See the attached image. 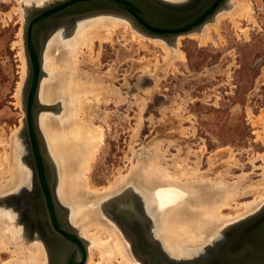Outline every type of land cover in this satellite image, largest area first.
<instances>
[{
  "label": "rangeland",
  "instance_id": "1",
  "mask_svg": "<svg viewBox=\"0 0 264 264\" xmlns=\"http://www.w3.org/2000/svg\"><path fill=\"white\" fill-rule=\"evenodd\" d=\"M57 1L62 0H46L42 4L27 6L23 0H0V138L10 142L12 135L19 130L23 164L31 173L28 182L18 192L8 196L3 205L14 209L19 214L22 228L44 244L49 264H53L47 243L48 234L52 230L48 220L42 215V208L34 201L39 197L40 191L26 132L25 93L30 77V64L25 32L32 10L52 6ZM198 1L164 3L179 8L177 11H189L188 7L193 9ZM245 2L252 7L253 21L244 17L240 20V30L230 20L222 21L220 34L212 31L214 42L207 45L201 46L200 41L190 38L191 34L201 33L209 24L214 23L216 16L230 10L233 0H227L214 18L200 29L181 35V50L186 60L176 61L172 66L164 65V50L154 45L150 38H161L168 41L169 45L176 38L146 34L134 20L124 15L99 13L132 21V28L145 35L146 40L139 44L132 38L130 31L125 33L120 29L115 34L113 44H103L99 58L97 55L100 45L99 41L95 42L94 62L88 60L87 54L82 58L83 72L92 75L104 87L98 96L99 102L93 101L92 107L88 109L92 113L94 125L104 131V143L90 172V180L95 187L103 188L115 181L119 174H128L132 164H136L137 156L145 158L146 155L154 154L153 147L158 144L164 155L165 165L173 173L178 174L174 168V159L178 158V164H182L184 168L199 169L212 179L222 175L233 183L244 176V183L260 182L262 188L259 193L264 192V161L259 157L264 154V127L261 124L252 125L253 120L249 118L253 116L254 120H258L260 116L261 121V117H264V0ZM20 9L24 15L23 22ZM90 16L94 15L54 23L52 31L44 33L42 67L43 52L48 42L56 34L71 30L79 21ZM245 30L248 32L247 37ZM22 53L26 67L24 78ZM156 60L160 63L158 69ZM44 72L42 68V77L45 76ZM20 84L21 105L16 98ZM37 101L40 105L38 120V113L46 111V107L38 96ZM38 132L44 156L50 161L53 197L61 209V218L65 219L66 209L59 205L54 192L57 172L49 158L39 127ZM7 151L10 152V149ZM3 152L4 148L0 146V156ZM133 198L135 203L127 207L113 204L108 214L122 227L125 236H129L136 254L145 264H149L137 252L135 241L123 223L125 219L142 224L148 238L150 237V219L143 214L145 210L139 196L135 194ZM253 199L252 194H242L223 213L235 215L236 204ZM263 217L264 205L259 212L229 227L195 257L173 261L160 251L168 261L174 263L225 262L229 258L238 257V253H241V249H237L238 242ZM9 258L5 255L3 259L6 261Z\"/></svg>",
  "mask_w": 264,
  "mask_h": 264
},
{
  "label": "bare ground",
  "instance_id": "2",
  "mask_svg": "<svg viewBox=\"0 0 264 264\" xmlns=\"http://www.w3.org/2000/svg\"><path fill=\"white\" fill-rule=\"evenodd\" d=\"M44 1L23 0L27 6ZM93 15L79 21L71 30L58 32L43 52L45 76L41 78L38 97L46 111L38 113L37 124L57 172L54 192L59 205L64 206L67 212L63 221L83 240L88 252L87 264H145L136 254L129 236H125L122 227L108 214L113 204L127 207L135 203L133 197L137 194L145 210L143 214L150 219L149 239L157 242V247L170 260L195 257L233 224L261 210L264 205V192L259 193L262 184L244 183V176L233 183L222 175L212 179L199 169L184 168L178 164V158L174 159L178 174L173 173L165 165L158 144L153 145L154 154L145 158L137 156L136 164H132L128 174H119L115 181L103 188L91 183L90 172L104 143V131L94 125L88 109L93 101L99 102L98 96L104 87L92 75L83 72L82 58L87 54L88 60L94 62L95 42L99 41V58L103 44H113L120 29L125 33L130 31L139 44L146 40L145 35L132 28V21L99 13ZM244 17L254 20L250 3L233 0L230 10L216 16L215 22L202 28L201 33H193L189 37L200 41L201 46L207 45L214 42L212 31L220 34L222 21L230 20L240 30V20ZM244 34L247 37L248 32L245 30ZM181 39L178 36L169 45L161 38H150L154 45L164 50L165 66L186 60L181 50ZM21 57L24 78L23 53ZM159 65L156 60L157 69ZM21 86L16 93L19 105ZM249 118L253 120L252 125L264 127L263 116L261 121L260 116L258 120L253 116ZM18 132L12 135L10 142L0 138V146L4 148L0 156V264H49L44 244L22 228L19 214L14 209L3 205L7 197L18 192L31 177L23 164ZM258 137L261 140L260 135ZM259 157L264 161V154ZM242 194H252L254 199L236 204L235 215L224 214V209L231 207V203ZM50 237L55 239L56 236ZM66 249H69L68 244ZM5 255L10 257L6 261L3 259Z\"/></svg>",
  "mask_w": 264,
  "mask_h": 264
},
{
  "label": "water",
  "instance_id": "3",
  "mask_svg": "<svg viewBox=\"0 0 264 264\" xmlns=\"http://www.w3.org/2000/svg\"><path fill=\"white\" fill-rule=\"evenodd\" d=\"M226 2L227 0H199L193 10L177 11L179 8L159 0H62L52 6L31 11L25 32L30 64V77L25 93L26 132L40 191L39 197L34 201L42 208V215L48 220L52 230L48 234L47 243L53 264H87L88 252L83 240L76 236L60 216L61 209L53 197L50 182V161L44 156L38 132L37 112L40 105L37 96L42 78L44 33H50L57 22L97 13H113L131 18L146 34L174 39L200 29L214 18ZM123 223L135 241L137 252L149 264H180L168 261L162 255L156 243L148 238L142 224L125 219ZM54 234L55 239H51L50 236ZM67 244L69 249H66ZM237 249H241L237 258H229L216 264H264V217L241 238Z\"/></svg>",
  "mask_w": 264,
  "mask_h": 264
},
{
  "label": "flooded vegetation",
  "instance_id": "4",
  "mask_svg": "<svg viewBox=\"0 0 264 264\" xmlns=\"http://www.w3.org/2000/svg\"><path fill=\"white\" fill-rule=\"evenodd\" d=\"M197 5H198V4H196V5L194 6V8H196V7H197ZM188 8H189V10H193V9H194V8H193V9H190V7H188Z\"/></svg>",
  "mask_w": 264,
  "mask_h": 264
}]
</instances>
